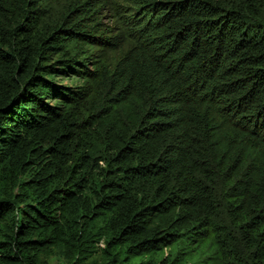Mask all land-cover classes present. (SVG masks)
Listing matches in <instances>:
<instances>
[{
	"label": "trees",
	"instance_id": "obj_1",
	"mask_svg": "<svg viewBox=\"0 0 264 264\" xmlns=\"http://www.w3.org/2000/svg\"><path fill=\"white\" fill-rule=\"evenodd\" d=\"M207 235L264 264V0H0V264Z\"/></svg>",
	"mask_w": 264,
	"mask_h": 264
},
{
	"label": "rangeland",
	"instance_id": "obj_2",
	"mask_svg": "<svg viewBox=\"0 0 264 264\" xmlns=\"http://www.w3.org/2000/svg\"><path fill=\"white\" fill-rule=\"evenodd\" d=\"M96 17L100 21V28L103 31H106V29H114V24L110 12L106 9V5H101ZM104 51L113 59L118 56V52L111 51L110 49ZM55 81L62 85L78 86L81 84V80H78L76 77L67 78L61 76L57 77ZM53 102L52 100V103ZM178 251L182 252V256L177 264H221L219 255L212 241V235L204 236L195 241L184 240L168 245L167 247L161 248V251L155 253L154 259H160L168 253L173 256ZM51 261L53 264L57 263V260L54 258H52Z\"/></svg>",
	"mask_w": 264,
	"mask_h": 264
}]
</instances>
